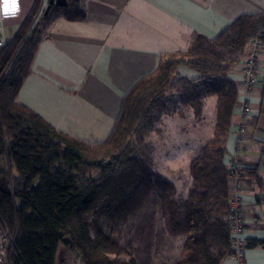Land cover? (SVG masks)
<instances>
[{"label": "trees", "instance_id": "trees-1", "mask_svg": "<svg viewBox=\"0 0 264 264\" xmlns=\"http://www.w3.org/2000/svg\"><path fill=\"white\" fill-rule=\"evenodd\" d=\"M35 5L0 50V230L12 238L11 264H55L60 244L62 264H222L233 253L223 157L236 89L227 75L256 35L264 41V14L241 16L214 39L194 34L185 51L161 55L97 144L57 131L16 102L54 12L84 18L74 3L52 6L33 27ZM179 67L198 77H178ZM210 97L212 136L190 158L189 182L178 192L155 170L149 138L181 109L200 120Z\"/></svg>", "mask_w": 264, "mask_h": 264}, {"label": "crops", "instance_id": "crops-1", "mask_svg": "<svg viewBox=\"0 0 264 264\" xmlns=\"http://www.w3.org/2000/svg\"><path fill=\"white\" fill-rule=\"evenodd\" d=\"M48 1L19 0L20 15L6 21L4 35L15 37L34 4L38 21L46 14ZM76 9L83 14L82 20H67L60 16L61 11L54 12L16 102L57 131L99 144L109 137L126 93L142 77L154 72L161 55L185 51L194 34L214 39L237 18L264 14V0H79ZM258 61V81L249 93L244 89L241 61L227 75L236 89V103L246 101L251 110L243 120L247 132L236 149L234 132L242 119L235 108L223 157L224 169L227 171L235 160V171L240 174L236 179L243 202L242 239L245 245L256 243L251 248L245 246L243 264H264V50ZM176 72L187 80L198 77L184 67ZM201 121L195 120L196 126H192V136L188 135L191 143L186 140L178 147L180 160L186 159L179 164L172 159L167 163L172 171H184L180 189L160 174L173 182L178 192L189 182L190 158L212 136L211 131L200 142ZM248 172L255 177L247 176ZM235 182L233 178L227 181L228 199ZM66 257L63 245H58L55 264H62ZM222 264L237 261L227 257Z\"/></svg>", "mask_w": 264, "mask_h": 264}, {"label": "built area", "instance_id": "built-area-1", "mask_svg": "<svg viewBox=\"0 0 264 264\" xmlns=\"http://www.w3.org/2000/svg\"><path fill=\"white\" fill-rule=\"evenodd\" d=\"M6 0H0V50L7 48L12 39L7 38L4 35V24L7 20L18 18L20 15V3L16 0L17 10L14 14L5 15L4 7ZM9 8L11 7V0H7ZM264 50V41L259 35H256L248 44L244 56L241 59V72L243 77V85L246 93H249L251 89L257 84L258 81V54ZM236 107L240 112V118L242 119L241 124L237 127L234 132L236 149L240 146L244 135L247 132L246 125L243 120L247 118L251 112L250 107L246 101L236 103ZM236 161L234 160L228 167V179H235V183L232 187L231 197L228 199V226L230 235V249L233 252L229 257L235 259L237 264H243V253L245 249V243L242 239L244 232V215H243V202L240 196V183L237 181V175L235 171ZM12 247V238L5 230H0V264H11L9 263L8 252Z\"/></svg>", "mask_w": 264, "mask_h": 264}, {"label": "rangeland", "instance_id": "rangeland-1", "mask_svg": "<svg viewBox=\"0 0 264 264\" xmlns=\"http://www.w3.org/2000/svg\"><path fill=\"white\" fill-rule=\"evenodd\" d=\"M33 27L36 25L37 21L34 19L32 20ZM10 36V35H7ZM259 55V54H258ZM257 62L258 58H257ZM208 99L204 104V112L202 110V116L200 119V124L198 125L199 130L198 132L201 135V143L205 141L206 138H208L209 134L211 133L213 129V123H214V115H215V109L212 104V101L214 98H206ZM205 99V100H206ZM182 114V117L179 115ZM192 113L190 110H183L181 109L177 115L169 116L170 118L165 119L163 122L160 121L156 128L159 130V133H153L149 141L154 146V164H155V170L164 176H167L170 178L176 185L178 184V189H180L183 181H184V171L175 172L172 171L169 168V165L167 164L169 160H173V162L177 161L176 163L179 164L183 160L186 159V156L182 158V153H180V149L182 147L183 142L187 140V142L191 143L189 136H192V126H196V122L193 118H191ZM199 122V120H198ZM178 132H182L184 136H177ZM197 131L195 132L196 135ZM179 134V135H182ZM189 135V136H188ZM212 135V133H211ZM175 148H177L175 150ZM179 152V153H178ZM177 246V243L175 244ZM65 249V248H64ZM66 251V249H65ZM67 253V252H66ZM9 257V252L8 256ZM60 257V256H59ZM67 258V257H66ZM65 260V259H64ZM11 263L10 259L8 261Z\"/></svg>", "mask_w": 264, "mask_h": 264}, {"label": "water", "instance_id": "water-1", "mask_svg": "<svg viewBox=\"0 0 264 264\" xmlns=\"http://www.w3.org/2000/svg\"><path fill=\"white\" fill-rule=\"evenodd\" d=\"M78 2L79 0H49L46 13L49 11L50 7L52 6L65 9L68 7L69 3L77 4Z\"/></svg>", "mask_w": 264, "mask_h": 264}, {"label": "snow or ice", "instance_id": "snow-or-ice-1", "mask_svg": "<svg viewBox=\"0 0 264 264\" xmlns=\"http://www.w3.org/2000/svg\"><path fill=\"white\" fill-rule=\"evenodd\" d=\"M16 10H17L16 0H11L10 8L6 0L5 7H4L5 15L14 14Z\"/></svg>", "mask_w": 264, "mask_h": 264}]
</instances>
